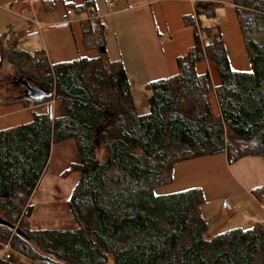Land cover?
<instances>
[{"label":"trees","instance_id":"obj_1","mask_svg":"<svg viewBox=\"0 0 264 264\" xmlns=\"http://www.w3.org/2000/svg\"><path fill=\"white\" fill-rule=\"evenodd\" d=\"M231 4L250 71L230 70L216 24L205 23L216 22V5L193 2L183 18L192 46L176 59L175 76L144 86L147 110L141 112L124 72L106 59L92 0L71 8L85 14L82 47L96 57L49 65L43 54L8 47L6 55L26 61L27 83L50 94L40 100L17 95L0 106L29 108L54 99L63 114L48 121L32 112L30 122L0 131V221L8 225H0V245L8 243L33 264H264V227L205 240L198 190L154 194L168 185L178 163L220 153L228 164L264 158V0ZM4 53L0 70L11 64ZM203 61L216 69L215 88L207 73L194 71ZM67 143L77 156L67 169L78 173L66 201L74 228L33 229L29 199L52 146ZM10 260L0 258V264H16Z\"/></svg>","mask_w":264,"mask_h":264},{"label":"crops","instance_id":"obj_2","mask_svg":"<svg viewBox=\"0 0 264 264\" xmlns=\"http://www.w3.org/2000/svg\"><path fill=\"white\" fill-rule=\"evenodd\" d=\"M17 1L0 0V50L14 43L15 49L24 54H43L49 65L96 57L95 51L82 47L80 22L85 14L71 8L82 5V0H40L31 7H19ZM105 1L101 5L94 1L93 17L103 26L106 59L124 72L138 112L146 109L144 86L175 76L176 59L192 46V34L183 18L192 13L193 2L216 5V22L205 23L216 24L230 70L250 71L231 0H115L112 8L106 7ZM34 23L40 28L36 30ZM26 30H32V35L25 36ZM194 71L197 75L207 73L212 88L218 86L212 63L198 62ZM210 105L216 113L212 93ZM45 107L1 105L0 131L30 122L31 113L40 109L39 113H45ZM62 114L56 102L53 117ZM191 189L198 190L202 197L199 213L206 223L207 239L232 229L264 227V158L245 157L228 164L220 153L178 163L171 170L168 185L155 189L154 194ZM225 203L229 211L223 210Z\"/></svg>","mask_w":264,"mask_h":264},{"label":"rangeland","instance_id":"obj_3","mask_svg":"<svg viewBox=\"0 0 264 264\" xmlns=\"http://www.w3.org/2000/svg\"><path fill=\"white\" fill-rule=\"evenodd\" d=\"M92 1L93 3L95 1V4L100 3L101 5L102 3V0ZM81 15L84 16V14ZM8 50L7 46L4 49V54L7 56V60H10L11 64L4 62L0 70L1 102L19 95L18 93L22 89L21 82L26 81L29 77L28 67L25 65L26 61L18 54L11 53L6 55ZM137 104L141 108L139 101H137ZM40 110H37L36 113H39ZM75 162H77V156L71 143L54 144L52 146L49 165L34 191V196L31 197L29 202L31 205V215L28 223L33 229L74 228V224L66 207V201L78 177L76 170L67 171L70 165ZM204 238L205 240H209L205 235ZM10 261L16 264H27L23 258L17 257V254L14 253L11 254Z\"/></svg>","mask_w":264,"mask_h":264},{"label":"built area","instance_id":"obj_4","mask_svg":"<svg viewBox=\"0 0 264 264\" xmlns=\"http://www.w3.org/2000/svg\"><path fill=\"white\" fill-rule=\"evenodd\" d=\"M39 1L40 0H18L16 4L19 7H31V6H34V5L38 4ZM188 1L191 2L192 0H188ZM114 3H115V0H106L105 1V6L108 7V8H112L114 6ZM33 26L36 28V30L40 28V26L37 25L36 23H34ZM31 31L32 30H26L24 32V35L25 36L31 35ZM199 37H200V41L201 42H203V43L206 42L203 33H200L199 34ZM56 102L57 101H55L54 99H52L48 103H46L45 115H46L48 121H51L53 119V107H54V104ZM229 209H230L229 208V205L227 203H225L223 205V210L229 211ZM0 247H1V250H0V258L5 259V260H9L10 259V255L13 254L14 252L11 250V248L8 245V243L1 244ZM26 262H27V264H33V263L29 262V261H26Z\"/></svg>","mask_w":264,"mask_h":264},{"label":"water","instance_id":"obj_5","mask_svg":"<svg viewBox=\"0 0 264 264\" xmlns=\"http://www.w3.org/2000/svg\"><path fill=\"white\" fill-rule=\"evenodd\" d=\"M24 88V96L29 100H40L49 96V92L45 93L35 87L30 86L26 81L21 82ZM0 225L8 226L6 223L0 221Z\"/></svg>","mask_w":264,"mask_h":264},{"label":"flooded vegetation","instance_id":"obj_6","mask_svg":"<svg viewBox=\"0 0 264 264\" xmlns=\"http://www.w3.org/2000/svg\"><path fill=\"white\" fill-rule=\"evenodd\" d=\"M24 91H25V90H24V88L22 87V89L19 91L18 94L21 96V94H22V95L24 94Z\"/></svg>","mask_w":264,"mask_h":264}]
</instances>
